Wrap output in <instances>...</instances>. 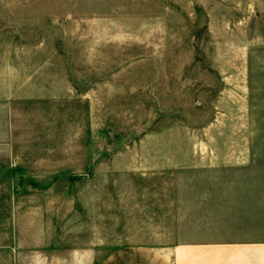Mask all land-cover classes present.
Instances as JSON below:
<instances>
[{
	"label": "rangeland",
	"instance_id": "374dc122",
	"mask_svg": "<svg viewBox=\"0 0 264 264\" xmlns=\"http://www.w3.org/2000/svg\"><path fill=\"white\" fill-rule=\"evenodd\" d=\"M0 45L49 95L16 102L17 171L0 152V264H101L168 204H230V142L264 141V0H0Z\"/></svg>",
	"mask_w": 264,
	"mask_h": 264
},
{
	"label": "crops",
	"instance_id": "0c3cea01",
	"mask_svg": "<svg viewBox=\"0 0 264 264\" xmlns=\"http://www.w3.org/2000/svg\"><path fill=\"white\" fill-rule=\"evenodd\" d=\"M18 58L14 45H0V152L6 154L7 169L12 171H17L13 163L17 146L16 102L49 97L48 91L36 82L35 93L23 90L22 86L31 81L33 72L32 69L24 71V67L17 65L24 63L21 57ZM164 144L168 149L171 147L169 141H164ZM230 148L235 169L228 183L230 204H191L187 197L175 205L168 204V219L159 223L157 232L107 253L101 264H264V141L252 139L250 117L248 138L232 140ZM225 156L223 152L221 158ZM170 157L169 150L163 152L162 163L166 167L172 165ZM167 175L172 179L178 175L183 180H200L198 200L214 196V190L217 192L219 189V193H223V188L212 184L214 180L224 179L222 173L173 172ZM204 184L210 188L201 187ZM185 186L182 192L195 191L194 186ZM173 211L177 213L171 214ZM94 256L92 252L87 254L88 259Z\"/></svg>",
	"mask_w": 264,
	"mask_h": 264
}]
</instances>
